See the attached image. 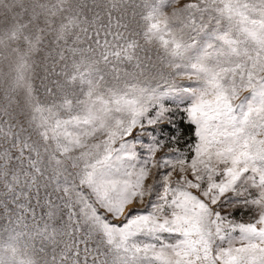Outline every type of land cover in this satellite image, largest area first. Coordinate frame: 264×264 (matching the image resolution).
Instances as JSON below:
<instances>
[{
	"label": "snow or ice",
	"instance_id": "obj_1",
	"mask_svg": "<svg viewBox=\"0 0 264 264\" xmlns=\"http://www.w3.org/2000/svg\"><path fill=\"white\" fill-rule=\"evenodd\" d=\"M0 221V264H264V0H0Z\"/></svg>",
	"mask_w": 264,
	"mask_h": 264
},
{
	"label": "rangeland",
	"instance_id": "obj_2",
	"mask_svg": "<svg viewBox=\"0 0 264 264\" xmlns=\"http://www.w3.org/2000/svg\"><path fill=\"white\" fill-rule=\"evenodd\" d=\"M184 83H187V81H183ZM244 95H247V93H244ZM182 115V114H181ZM177 120L179 121L180 120V115L177 116ZM37 211V214H40L42 212H45L47 211V209L45 208H37L36 209ZM233 216L237 219V220H241L243 219L244 221H247L248 220V213L246 212H243L242 209H236L235 211H233ZM0 223H3L2 221H0Z\"/></svg>",
	"mask_w": 264,
	"mask_h": 264
},
{
	"label": "trees",
	"instance_id": "obj_3",
	"mask_svg": "<svg viewBox=\"0 0 264 264\" xmlns=\"http://www.w3.org/2000/svg\"><path fill=\"white\" fill-rule=\"evenodd\" d=\"M180 127L183 129V131H184L186 134L190 135V133H191V129H190V127H189L187 124H181Z\"/></svg>",
	"mask_w": 264,
	"mask_h": 264
}]
</instances>
